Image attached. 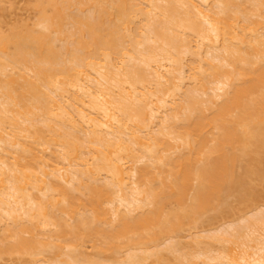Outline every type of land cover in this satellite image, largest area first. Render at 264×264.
I'll return each mask as SVG.
<instances>
[{"label": "bare ground", "instance_id": "6f19581e", "mask_svg": "<svg viewBox=\"0 0 264 264\" xmlns=\"http://www.w3.org/2000/svg\"><path fill=\"white\" fill-rule=\"evenodd\" d=\"M259 162L264 0H0V264H264Z\"/></svg>", "mask_w": 264, "mask_h": 264}, {"label": "rangeland", "instance_id": "374dc122", "mask_svg": "<svg viewBox=\"0 0 264 264\" xmlns=\"http://www.w3.org/2000/svg\"><path fill=\"white\" fill-rule=\"evenodd\" d=\"M20 3H21V2H20ZM21 10H22V9H21ZM21 10H20V11H21ZM23 11H24V10H23ZM26 11H27V10H26ZM21 12H22V11H21ZM24 12H25V11H24ZM28 12H29V14H28ZM25 13L28 14L27 16H29V17H30V16H31L32 18L34 17V16H33L34 14L31 13V11H27V12H25ZM26 14H23V16H25ZM21 15H22V14H21ZM27 16H26V17H27ZM31 17H30V18H31ZM262 154H263V153H262ZM262 154H261V155H262ZM246 159H247V158H246ZM248 159H249V157H248ZM244 160H245V159H244ZM251 160H252V159H251ZM262 160H263V157H262ZM245 161H246V162H245ZM245 161H243V163L245 162L246 165H247L248 162H247V160H245ZM250 162H251V161H250ZM255 162H256V161H255ZM252 163H254V161H253ZM259 163H262V164L264 165V162H259ZM254 164H255V163H254ZM256 164H257V163H256ZM243 165H244V164H243ZM248 165H249V164H248ZM248 165H247V166H248ZM263 165H262V166H263ZM248 167H249V166H248ZM254 168H257V167H254ZM260 168H261V167H260ZM258 169H259V167H258ZM236 170L238 171V169H236ZM251 170H253V168H252ZM263 170H264V169H263ZM239 171H240V170H239ZM257 171H258V170H257ZM257 171H255L256 174L258 173ZM241 172H242V171H240L239 173H241ZM261 172H262V171H261ZM242 173H243V172H242ZM255 173H254V171H253V175H254ZM256 174H255V176L252 175L253 178H252L251 176H250L251 178H247V179H249V181H250V182H249V183H250L249 186H250L251 188L248 186V184H249V183H247L248 181L246 182V184H247V187H249L250 189H249V188H246V187H245V188H246L247 190H251V191L253 190V191H256V193H257V192L260 193V195L262 196V198H264V178H263L264 176L261 177V175L259 174V175H260V177H259V175H256ZM250 175H251V174H250ZM247 176H249V175H247ZM247 176H246V177H247ZM253 191H252V193H251V195H250V199H248L247 202H246V197H243V199H245V200L243 201V203H242V202H239L240 200H238L237 198H236L237 201H236V200L234 201L233 198L231 197V202H232V203L230 204V202H229V205H230L231 207L224 209V210H223L224 212L222 211V212H223L222 214L219 213L220 215H217V214L213 213L214 216H216V215H217V216H216L215 220H213L214 218L212 219L213 222L211 221L210 224H212V223H213V224H215V223L218 224V222H219V223L222 222V221H220V220H222V219H224V218H226L225 220H227V218H230V217H231V219H232V217L235 218V217L238 216L237 213H239L241 210H242V211L245 210V208L247 207V204H248V203H249L248 205H250V204L254 205V203H256L257 201H259L261 198L259 199V198L257 197L258 199H257V198H256V200L254 199L255 202H253V197H251V196L253 195ZM248 192H249V191H248ZM248 192H247V193H248ZM254 194H255V193H254ZM245 195H246V194H245ZM247 195H248V194H247ZM255 196H256V194L254 195V198H255ZM257 196H258V195H257ZM261 196H259V197H261ZM233 197H235V196H233ZM234 199H235V198H234ZM229 200H230V198H229ZM263 200H264V199H263ZM245 202H246V203H245ZM249 207H250V206H249ZM247 209H248V208H247ZM209 213H210V212H209ZM217 213H218V212H217ZM240 213H241V212H240ZM242 213H243V212H242ZM213 214H211L212 217H213ZM235 214H236V216L234 217ZM210 219H211V218H210ZM229 220H230V219H229ZM209 221H210V220H209ZM208 223H209V222H208ZM208 223L205 224V222H204V224H205L206 226H207V225H210V224H208ZM204 224H203V225H204ZM213 224H212V225H213ZM188 240H189V239H188ZM10 261H11V260H10ZM10 261H9V260H7V261L4 260V262H3V261H2V262H3L4 264H10ZM11 262H12V261H11Z\"/></svg>", "mask_w": 264, "mask_h": 264}]
</instances>
